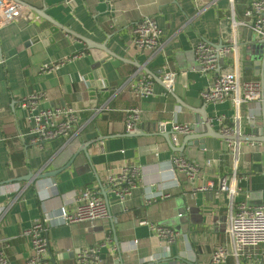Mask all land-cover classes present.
<instances>
[{
    "label": "crops",
    "instance_id": "0c3cea01",
    "mask_svg": "<svg viewBox=\"0 0 264 264\" xmlns=\"http://www.w3.org/2000/svg\"><path fill=\"white\" fill-rule=\"evenodd\" d=\"M18 1L105 46L113 56L60 30L43 37L52 30L50 22L7 0L4 15L13 17L0 21V251L7 264H26L30 244L22 232L44 214L51 220L45 232L48 264H76L81 248H96L99 264H211L217 248L227 253L221 264H264V245L235 255L226 232L230 200L218 192L226 178L242 192L233 199V212L239 203L264 204V108L248 103L236 109L229 101L205 104L199 97L221 73L236 70L241 82L264 80V39L240 26L254 0H235L232 9L227 0L215 6L211 0ZM142 17L153 19L162 31L152 53L132 43L130 30ZM200 40L214 50L228 49L209 75L201 74L194 60ZM164 61L175 73L172 94L161 83ZM142 75L152 79L154 92L138 100L130 88ZM30 95H41L39 109L66 104L84 110L74 132L41 147L28 144L26 113L19 104ZM130 109L139 111V121L128 134L124 120ZM216 116H223L237 138L230 147L228 141L207 137L201 127L206 117L223 136ZM172 123L192 126L188 135L202 138L186 142L188 135L182 134L172 147L160 133L163 127L171 132ZM176 156L198 165L196 179L171 172ZM122 166L136 167L139 174L121 203L104 184ZM210 181L211 190L200 189ZM85 189L100 193L109 217L61 223L60 209L74 213L75 197ZM150 226L167 227L178 238L166 244Z\"/></svg>",
    "mask_w": 264,
    "mask_h": 264
},
{
    "label": "built area",
    "instance_id": "2783aa9c",
    "mask_svg": "<svg viewBox=\"0 0 264 264\" xmlns=\"http://www.w3.org/2000/svg\"><path fill=\"white\" fill-rule=\"evenodd\" d=\"M75 0H62L69 5ZM218 0H211L209 5L215 6ZM235 0H227L232 9ZM9 2H12L9 0ZM14 3V2H13ZM7 0H0V21L9 22L13 16L4 15ZM245 20L240 26L249 28L258 39H264V0L252 1L245 10ZM235 25H238L235 23ZM234 25V27H235ZM132 43L136 49L152 53L157 50L162 38V31L156 22L150 17H142L139 22L130 30ZM228 49L214 50L208 43L200 40L194 47V60L196 67L201 74H212L217 68L218 57ZM73 58H76L74 56ZM0 56V64H2ZM47 71V67L41 69ZM161 83L167 93H173L175 73L170 70L167 61L161 66ZM131 85V93L135 99L144 100L153 95L154 83L148 76L142 75ZM200 99L205 104H217L225 101L238 109L242 104L255 103L264 108V83L259 81L241 82L237 71L221 73L214 76L208 86L200 93ZM41 95H30L23 98L20 108L25 111L26 131L24 138L28 144L41 147L44 143L54 140L65 139L70 136L78 124L80 114L84 110H78L70 105H61L53 108L39 109L37 107ZM139 121V111L130 109L125 114V131L133 133ZM214 121L219 126V133L223 136H231L232 129L224 122L223 116H216ZM237 121V118L236 120ZM192 126L185 124H171V144L175 147L178 144V136L192 133ZM229 142V141H228ZM230 142L228 147H230ZM264 165V150L262 154ZM171 172L181 173L188 180L193 181L199 174V167L182 156L173 157L171 160ZM139 172L136 167L122 166L116 174L110 175L105 184L104 190L115 196L117 201L125 202ZM54 185V184H53ZM52 185V186H53ZM213 182H208L201 190H211ZM218 192L226 193L230 200V212L227 221L226 232L229 234L235 255H238L246 248H255L264 245V204L251 207L239 203L233 212V199L240 196V189L233 184H228L227 179H221ZM147 203H150L148 201ZM74 213L69 214L64 208L59 211L61 223H91L109 217L107 204L103 201L96 189H85L74 200ZM51 222L50 217L44 214L42 219L33 223L22 236L27 238L30 244V255L26 264H48V243L45 237L46 227ZM140 224H145L141 222ZM153 234L166 244L175 243L178 234L167 227L150 226ZM227 256L223 248H217L211 256V264H221ZM101 261L99 251L96 248H81L76 253V264H99ZM0 264H7L3 252L0 251Z\"/></svg>",
    "mask_w": 264,
    "mask_h": 264
},
{
    "label": "water",
    "instance_id": "95a60500",
    "mask_svg": "<svg viewBox=\"0 0 264 264\" xmlns=\"http://www.w3.org/2000/svg\"><path fill=\"white\" fill-rule=\"evenodd\" d=\"M10 1H14V2H16V3H18V4L22 5V6H25L26 8H28L29 10H31V11L34 12L35 14L39 15V16L42 17L43 19L48 20V21L50 22V24L52 25V30L50 29V30H47L46 32H44L43 37L48 38L49 35L52 34L54 31H56V30H60V31H63V32H65L66 34H69V35L73 36L74 38L80 40V41L83 42V43H84L89 49L100 50L101 52H104V53H106V54H108V55H110V56H113V54H111V53L105 48V46L98 45V44H96V43H94V42H91L90 40H87V39H85V38H83V37H81V36H78V35H76V34L70 32V31L67 30L66 28H63V27H61L60 25H58V24L52 22L51 20H49V19H48V18H47V17H46L41 11L36 10V9H34V8H32V7L28 6V5H26V4H23L22 2H19L18 0H10ZM41 38H42V36H41ZM155 79H156V78H155ZM157 81H158V80H157ZM262 83H264V80L262 81ZM171 94H172V93H171ZM202 122H203V124H201L202 129H203V130L205 129L206 131L209 132V134L206 135L207 137L221 138L222 140H225V141H233V140H237V138H235L234 136H228V137H226V136H220V135H218V134L212 129V125L208 122V119H207L206 117H204V118L201 120V123H202ZM199 129H200L199 126H197V132L199 131ZM164 130H165L164 127L161 128V132H160V133H162L163 137L167 140L168 144H170V145L172 146V144L170 143V140H169V136H170V134H172V131L169 132V133H166V132H164ZM186 137H187V138H186V142L195 141V140L197 141V140H199V139L202 138V137L197 136V135H188V136H186ZM172 147H174V146H172ZM177 151H178V150H177ZM179 151H182V149L179 150ZM38 178H40V177H38ZM104 197H106L105 194H104ZM165 263H166V262H160V263H158V264H165Z\"/></svg>",
    "mask_w": 264,
    "mask_h": 264
}]
</instances>
